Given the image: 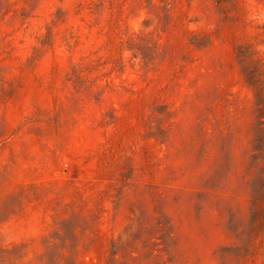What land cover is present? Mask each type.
<instances>
[{
  "label": "rangeland",
  "instance_id": "1",
  "mask_svg": "<svg viewBox=\"0 0 264 264\" xmlns=\"http://www.w3.org/2000/svg\"><path fill=\"white\" fill-rule=\"evenodd\" d=\"M0 264H264V0H0Z\"/></svg>",
  "mask_w": 264,
  "mask_h": 264
}]
</instances>
